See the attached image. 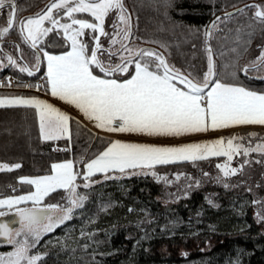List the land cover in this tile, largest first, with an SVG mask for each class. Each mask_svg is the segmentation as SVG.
Instances as JSON below:
<instances>
[{"label": "trees", "instance_id": "trees-1", "mask_svg": "<svg viewBox=\"0 0 264 264\" xmlns=\"http://www.w3.org/2000/svg\"><path fill=\"white\" fill-rule=\"evenodd\" d=\"M51 1L15 0L18 21L36 16ZM123 4L130 16L128 47L139 50L147 46L170 66L190 73L194 81L202 80L207 72L210 47L217 79L264 93V64L253 66L264 50V24L255 18L257 8L249 7H264V0H123ZM237 8L238 12L226 15ZM10 11L7 7L0 10V27L7 26ZM115 14L107 17V25ZM215 20L210 37L205 36ZM85 41L92 46L90 37ZM0 45L2 56H11L33 70L29 75L15 65L7 67L8 63L0 68V79L14 76L19 80L16 86L25 87L29 80L35 85L45 72L44 64L18 25L0 37ZM43 47L56 54L70 49L57 31L46 38ZM37 57L35 71L32 64ZM94 74L103 76L98 69ZM110 78L122 81L129 76L117 73ZM47 86L45 80V93ZM69 122V136L44 140L35 108L0 107V164L13 169L0 171V199L30 192L33 186L21 183L22 178L49 175L53 164L66 160L74 164L76 183L86 181L85 165L114 138L96 133L76 117ZM226 160L215 156L158 164L150 168L151 173L121 176L115 172L111 178L94 174L90 186L80 188L86 198L82 207L74 208L70 220L42 237L33 253L44 254L39 264H264V221L259 211L264 209V156L259 160L262 164L254 160L231 177L217 167ZM16 164L21 167L14 168ZM237 165H241L239 160L233 163ZM167 173H179L191 179L193 186L166 197L165 186L172 184ZM198 176L204 177L202 184ZM67 192H51L40 207L62 205ZM32 206L27 203L21 208ZM6 249L0 247V251Z\"/></svg>", "mask_w": 264, "mask_h": 264}, {"label": "snow or ice", "instance_id": "snow-or-ice-1", "mask_svg": "<svg viewBox=\"0 0 264 264\" xmlns=\"http://www.w3.org/2000/svg\"><path fill=\"white\" fill-rule=\"evenodd\" d=\"M6 7L11 11L8 13L7 26L0 27V37L6 36L18 25L24 40L35 49L49 33L62 30L64 38L70 42L71 51L59 56L44 53L48 61L51 94L75 105L86 116L95 120L98 127L113 132L181 136L208 131L209 128L217 130L238 125H264V94L243 86L222 83L217 79L210 47L207 49V72L202 80L197 81L189 78L190 73L186 75L170 66L161 54L148 49L135 50L128 47L125 41L131 37V25L123 0H53L47 11L19 21L15 0H0V10ZM249 7L257 8L255 18L264 24V7ZM113 12L117 13L116 22L112 24L113 32L108 33L104 27L105 20ZM76 13H87L93 19L77 18ZM62 16H66L71 22L61 23L58 17ZM45 22L51 27H45ZM215 27L214 22L212 28ZM86 30L91 47L89 42L82 39ZM210 35V30H206L205 36ZM100 37H107L112 46L119 44L120 51L105 48ZM123 53L129 55L125 56ZM117 55L120 62L113 64L111 58ZM102 56L109 61L107 64L105 59H101ZM7 59L10 64L16 65L17 61L11 56ZM256 64H264V50L253 62V66ZM96 69L103 76L94 74ZM19 70L32 75L27 67H20ZM244 72L247 73V68ZM117 73L126 74L129 78L122 81L110 78ZM176 81L185 85V88L178 87ZM209 87L210 90L206 91ZM11 106L37 109L40 132L45 140H57L69 132L70 118L51 104L35 98H0V107ZM234 139H227L226 142L218 139L211 143H192L181 147H157L116 141L98 158L86 164L87 174L83 178L89 181L96 173H103L105 178H111L107 174L113 170L125 173L127 169L153 168L158 164L204 160L210 156H225L230 162L234 155L241 152V145L234 144ZM253 150L264 152V145H257L255 149L243 148V153L247 155ZM20 167V164L14 166L16 169ZM217 167L223 170L225 177L240 170L229 168L227 164ZM52 169L53 175L21 179V183L34 186L35 191L0 200V209H7L0 210V217L15 209L20 218L21 229L16 232V236L26 231L33 238L31 245L27 239L18 243L12 239L9 224L0 223V236L7 237L9 243L17 245L14 252L6 256L0 255V264H39L43 256L29 255L30 248L39 242L42 235L70 220L74 208L82 207L86 198L75 192L77 185L74 182L78 174L73 171V163L68 161L53 164ZM4 170L13 169L6 164L0 165V171ZM89 186V183L84 185L86 188ZM57 189H67L72 199L71 206L62 209L63 215L53 219L59 205H40L46 196ZM29 201L33 205L31 208L19 207Z\"/></svg>", "mask_w": 264, "mask_h": 264}, {"label": "rangeland", "instance_id": "rangeland-1", "mask_svg": "<svg viewBox=\"0 0 264 264\" xmlns=\"http://www.w3.org/2000/svg\"><path fill=\"white\" fill-rule=\"evenodd\" d=\"M54 14H55V12H54ZM75 15H76L77 18H84L85 19V17H81V15H83V16L87 15L88 18H91L87 13H76ZM116 15H117V13L115 14V18L110 23V25H107V18H106L105 25H104L106 32H108V33H112L113 32L112 24L114 22H116ZM58 18L61 19V23H70L71 22L66 16H62V18L61 17H58ZM89 20L91 21V19H89ZM44 26L45 27H51V25L49 23L45 24ZM54 31H57L61 36H63L62 30H54ZM51 33H49L46 37H44L42 42L40 44H38V46H37V48H39V50H40V52L42 54L41 57H42V62L44 64V69H45L44 74L41 75L40 77H42L44 80H46L47 83L49 81L48 80V69H47L48 61H47V57L44 55V53L47 52L49 55H54V56H59V55H63V54L66 53V52L65 53H59V54L52 53V52L47 51L43 47L44 41L46 40V38ZM97 35H98V33H97ZM87 37H90L89 34H88V30H86V35L82 39L85 40ZM63 38H64V36H63ZM64 39L66 40V42L68 44L70 43L69 41H67L66 38H64ZM100 40H101V43L104 45V47L112 48L113 51H118V52L120 51L119 44H117L115 46H112L110 44V42H109L107 37H100ZM125 43H126V41H125ZM69 51H71V48L69 49ZM69 51H67V52H69ZM123 54L125 56L129 55L128 53H123ZM112 58L113 59H111V62L113 64H116V63L120 62L119 55L116 56V57H112ZM104 59H105V57H104ZM14 60H16V59H14ZM8 63L9 62H8L7 57L6 56L5 57L2 56V54L0 52V68H3ZM105 63L107 64L108 60H105ZM15 66L18 69H20V67H24L21 63H18V62L16 63ZM32 67L36 71V69H38V67H39L38 61H36L34 64H32ZM133 67H134V65H133ZM130 69H131V67H130ZM176 83H177L178 87L185 88V85L179 84V81H176ZM222 83H224V82H222ZM49 85H50V83H48V86H47V88L49 89L48 93H45V92H40L39 93V92L30 90V89H26V87L16 86V87L11 88V87H8L9 84L7 83L4 86L0 85V98H14V97L29 98V96H27V95H22L21 91L24 90L26 92L27 91L35 92L36 93L35 95H31L33 98L36 99L37 97H39L38 100L44 101V102L52 105V102L49 101V93H50L49 91L51 90V85H50V88H49ZM208 90H210V88L207 89L206 91H208ZM18 93H20V94H18ZM260 94H264V93H260ZM53 98L54 99H60L59 97H56V96H53ZM55 104L57 105L56 108L58 110L60 109L59 110L60 112L65 113L64 108L59 107L57 102H55ZM69 121H70V119H69ZM69 124H70V122H69ZM87 126H89V125H87ZM92 126L93 127H91V126H89V127L92 130H94L96 133L100 134V135L108 136V137H112V138H116L117 137L114 142L120 141L121 143H134V144H143V145L157 146V147H181V146H184V145H187V144H192V143H211V142H214V141H216L218 139H224L225 142H226L227 139L235 138L234 139V144L241 145V152L239 154L234 155L233 159L230 162L228 160H226V161H224L223 163L220 164V165L227 164L229 168H238V169H240V168H243V167H241V165H246L247 164V166H248L249 163L251 164L252 161H254V160H258V163L262 164L261 163L262 161L260 162L259 160H261V157L264 156L263 155L264 152H262V151L253 150V151H250L249 154H247V155H245L243 153V148L255 149L257 145H264V125H259V124H256V125H238V126H232V127L223 128V129H217V130H212L211 128H209L208 131L195 132V133H186V134L181 135V136H150V135H147V134L135 133V132H118V131L113 132V131H108L105 128H101V127L94 126V125H92ZM69 135H70V125H69V132L65 136H69ZM65 136H63V137H65ZM252 155L255 156L256 158L253 157ZM210 157H215V156H210ZM238 160L241 163V165L240 166L237 165V167L233 166V163H235ZM65 162H68V160L63 161V162H59V163H56V164L65 163ZM177 162H182V161H177ZM0 165H3V164H0ZM151 170L152 169H150V168L149 169L148 168L134 169V170H130L128 172L126 171L125 173L119 172V174L121 173L122 174L121 176H127V175H133V174L151 173L152 172ZM73 171L75 172L74 164H73ZM239 171L236 174H238ZM221 172L223 173L222 169H221ZM53 174H54V171L51 174H49V175H53ZM86 174H87V167L85 165L84 175H86ZM167 174H168L167 175L168 176L167 179H169V182H171L172 184L165 186L166 197H173L174 195H176L177 192L184 193L185 191L189 190L191 188V186H193V183H192L191 179H189V178L185 179V178L182 177L181 174L179 175V173L178 174L175 173V174H173V176H170L171 173H167ZM236 174H231L228 177L234 176ZM107 175L109 177H113V176H116V173L115 172H109ZM45 176H48V175H45ZM103 176L105 177L104 174H103ZM40 177H43V176H40ZM197 178L199 179L198 182H200L202 184V178H204V177L198 176ZM74 183H75V185H77L76 193L78 194V196H83L80 193V188L84 187V185L86 183L90 184L89 181H85L84 183H78L77 184L76 180H75ZM32 191H35L34 186H33V189L30 192H32ZM30 192L24 193V194H20V195H14V196H10V197H4V198H1L0 200L7 199V198H15V197H19V196H22V195H27ZM66 196H67V201L65 203H63L62 205L56 204V205H59V209H58L59 211H58L57 215H54L53 219H55L58 216L63 215L62 209H65V208L71 206L70 200L72 199V197L70 196L69 191L66 193ZM84 201H83V203H84ZM27 203H31V205H32L31 201H29ZM259 211H260L261 215L263 216L264 215V209L263 210L259 209ZM262 216H260V217H262ZM263 221H264V219H263ZM20 229H21V227L19 229H17L13 233L12 239L17 241L18 243L19 242H23L25 239H27L28 243L31 245L33 243V238L26 231L22 232V234L20 236H16V232L19 231ZM45 235L46 234L42 235V237H44ZM40 240H39V242H40ZM38 243H36L34 247L30 248L29 255H36L35 253H33V249L37 246ZM16 246L17 245L14 244V243H10L9 245L4 246L7 249L3 250V251H0V255L6 256L8 253L14 252L15 249H16ZM40 255L44 256V254H40Z\"/></svg>", "mask_w": 264, "mask_h": 264}, {"label": "crops", "instance_id": "crops-1", "mask_svg": "<svg viewBox=\"0 0 264 264\" xmlns=\"http://www.w3.org/2000/svg\"><path fill=\"white\" fill-rule=\"evenodd\" d=\"M45 11H47V10H45ZM44 11V12H45ZM31 17H35V16H31ZM17 20H18V18H17ZM48 22H46L45 24H47ZM48 83H49V81H48ZM49 88H50V85H49ZM50 93H49V101H51L52 102V106L54 107V108H56L57 107V105L55 104V102H57L58 103V105H59V107H61V108H64V110H65V113L64 114H66L69 118H71L72 116L74 117H76L77 119H79L80 121H83L84 123H86L87 125H89V126H91V127H93L92 125H94V126H97V123H96V121H94L93 119H90L88 116H86L79 108H77L75 105H73V104H70V103H68L67 101H65V100H61V99H54L53 98V96H52V94H51V90L49 91ZM31 98H33L32 96H29V99H31ZM36 99H39V97H37ZM57 109V108H56ZM37 110V109H36ZM60 110V109H59ZM37 114H38V119H39V113H38V110H37ZM39 125H40V122H39ZM42 136V135H41ZM43 138V137H42ZM117 138V137H116ZM116 138H114V141L116 140ZM44 139V138H43ZM45 140V139H44ZM113 141V142H114ZM112 142V143H113ZM111 143V144H112ZM136 169H142V168H136ZM130 170H134V169H127L126 171L128 172V171H130ZM110 172H119V170H113V171H110ZM97 174V173H96ZM34 178H36V177H34ZM24 204H27V203H23V204H20L19 205V207L21 208V207H23V205ZM0 210H2V211H4V210H7L6 208L5 209H0Z\"/></svg>", "mask_w": 264, "mask_h": 264}, {"label": "water", "instance_id": "water-1", "mask_svg": "<svg viewBox=\"0 0 264 264\" xmlns=\"http://www.w3.org/2000/svg\"><path fill=\"white\" fill-rule=\"evenodd\" d=\"M48 6H49V4H47V5L45 6V8H44L41 12H39V13L44 12V11L48 8ZM239 10H240V8L234 9V10H232V11L227 12L226 15H227V16L232 15V14L238 12ZM216 21H217V20H215L214 22H216ZM214 22H212V23L210 24L209 28H208V30H210V32H211V30H212V24H213ZM208 37H210V36H208ZM0 48H1V45H0ZM140 49H147V46L141 47ZM212 57H213V60H214V56H213V54H212ZM166 61H167V60H166ZM167 63H168V62H167ZM10 65H11V64L9 63L7 67H9ZM189 78L192 79L191 77H189ZM210 87H211V85H210ZM210 87H209V88H210ZM206 90H207V89H206ZM75 189H76V188H75ZM29 208H31V207H29ZM56 212H57V211H56ZM56 212H55V213H56ZM19 220H20V218H19L18 215H16L15 210H14V211L7 212V214H6L5 216L0 217V223H8V224H9V227L12 229V235H13V233H14L17 229H19V228L21 227V225H20V223H19ZM9 244H10V243L8 242V238H7V237H5V236H0V247L7 246V245H9Z\"/></svg>", "mask_w": 264, "mask_h": 264}, {"label": "built area", "instance_id": "built-area-1", "mask_svg": "<svg viewBox=\"0 0 264 264\" xmlns=\"http://www.w3.org/2000/svg\"><path fill=\"white\" fill-rule=\"evenodd\" d=\"M44 82L45 80L40 77L38 79L35 80V85L34 82L29 80L26 82V89H30V90H36L37 92H43V88H44ZM9 84L8 87H16V84L19 83V80L17 78H15L14 76H7V77H2L0 79V85H5V84Z\"/></svg>", "mask_w": 264, "mask_h": 264}, {"label": "flooded vegetation", "instance_id": "flooded-vegetation-1", "mask_svg": "<svg viewBox=\"0 0 264 264\" xmlns=\"http://www.w3.org/2000/svg\"><path fill=\"white\" fill-rule=\"evenodd\" d=\"M53 2V0L49 3V5L51 4ZM47 10V9H46ZM37 51H38V53L40 54V55H38L39 57H40V59H41V61H42V57H41V52H40V50H39V48H35ZM30 71H33V70H31L30 68H28ZM56 214V213H55Z\"/></svg>", "mask_w": 264, "mask_h": 264}]
</instances>
